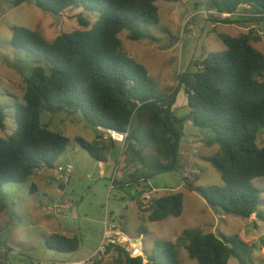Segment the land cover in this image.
Instances as JSON below:
<instances>
[{
    "label": "trees",
    "instance_id": "obj_1",
    "mask_svg": "<svg viewBox=\"0 0 264 264\" xmlns=\"http://www.w3.org/2000/svg\"><path fill=\"white\" fill-rule=\"evenodd\" d=\"M6 1L19 5L25 0ZM157 1L33 0L35 6L54 14L79 5L86 11L77 20L81 28L60 33L53 40L30 28L13 27L12 45L44 57L50 64H37L24 79L23 101L15 108L17 128L9 137H0V210L6 206L1 191L5 184L24 182L40 170L56 168L55 160L66 150L69 137L43 125L41 112L57 113L65 108L78 110L91 125L103 129L91 141L76 137L97 161L106 162L109 153L118 147L108 130L127 133L122 155L130 152L132 162L143 169L128 174L119 185L135 183L138 204L139 196L148 188L143 182L178 167L184 121L174 106L178 90L183 88L188 118L195 126L211 129L219 145L208 160L223 180L221 184L200 186L194 173L192 178L184 176L183 187L197 192L213 208L244 218H264L259 209L264 203V190L256 182L264 179V146L257 143L258 134L264 131V51L254 44L261 39L256 34V23L264 22V16L215 17L216 23L247 22L254 26L237 35L219 33L226 49L195 60L196 69L181 73L178 86L159 96L154 94L155 83L147 67L122 49L119 37L123 29L130 31L132 40L144 37L142 24L160 21ZM204 1L207 9L219 12L249 5L253 12L264 13V0ZM94 16L96 20L89 27ZM4 126L5 112L0 107V128ZM184 197L180 190L159 195L154 190L146 210L149 220L181 215ZM118 222L127 231L125 212L118 216ZM142 230L137 237L146 232ZM182 238L189 256L198 264H228L232 256L246 264L251 253L250 244L239 234L218 235L186 228ZM45 242L59 251H75L81 243L77 235L58 232L49 234ZM176 247L172 240L156 238L151 251L144 248L147 263L142 257H131L118 245H109L106 252L117 260L124 258L128 264H181Z\"/></svg>",
    "mask_w": 264,
    "mask_h": 264
},
{
    "label": "rangeland",
    "instance_id": "obj_2",
    "mask_svg": "<svg viewBox=\"0 0 264 264\" xmlns=\"http://www.w3.org/2000/svg\"><path fill=\"white\" fill-rule=\"evenodd\" d=\"M156 4L160 21L142 24L144 37L132 40L128 29H123L119 37L122 49L147 67L155 83L154 94L159 96L171 93L178 86L181 73L194 71L195 60L202 59L209 52L226 49L219 33L237 35L245 31L241 28L252 25L247 22L216 23L214 16L193 10L194 0L177 3L158 0ZM0 6V107L5 112V126L0 128V137L7 138L17 128L15 108L23 101L24 79L37 64H50L44 57L15 48L11 43L13 27L30 28L47 40H53L60 33L81 28L77 20L86 10L82 5L70 6L54 14L35 6L33 0H25L19 5L0 0ZM95 20L94 16L89 27ZM256 27L262 29L264 22L256 23ZM171 41L174 42L171 44ZM256 42L255 46L264 51V34ZM174 107L177 116L183 117L184 137L191 135V138L182 139L175 170L156 174L143 184L148 186L147 190H155L156 195L169 190L183 191L181 215L168 216L160 221L149 220V213L137 204L138 186L133 182L124 187L119 185L120 181L128 179V174L137 173V169L140 173L143 169L132 162L130 152L122 155L123 146H120L109 153L106 162L97 161L78 144L76 137L91 141L99 128L86 121L76 109L65 108L57 113L42 110L43 125L69 137L66 150L55 160L56 164L69 163L73 171L65 189L55 178V169L40 170L24 182H10L2 187L6 206L0 210V257L12 263L87 258L104 235L105 222H118V216L125 212L127 231L131 236L137 238L142 229L146 230L141 233V241L147 251L154 248L156 238L172 240L177 244L181 264H198L184 246L186 241L182 237L186 228L213 230L218 235L239 234L251 246L246 264H264V218H244L213 208L197 192L183 187L184 176L192 178L194 173L198 176L196 184L200 186L221 184L223 180L208 160L217 153L219 145L214 142L211 129L195 126L188 118L189 108L183 88L178 90ZM192 127L195 133H189L193 131ZM257 143L264 146V131L258 134ZM39 174L43 176L39 177ZM256 182L264 190V179ZM33 183L36 189L32 187ZM66 199L72 200L73 206L63 211L61 204ZM259 207L264 215V203ZM62 230L80 238L77 250L59 251L46 245L49 231ZM97 264L128 263L124 258L117 260L114 254H107ZM228 264L240 262L232 256Z\"/></svg>",
    "mask_w": 264,
    "mask_h": 264
},
{
    "label": "built area",
    "instance_id": "obj_3",
    "mask_svg": "<svg viewBox=\"0 0 264 264\" xmlns=\"http://www.w3.org/2000/svg\"><path fill=\"white\" fill-rule=\"evenodd\" d=\"M185 2V0H184ZM207 14L218 17V18H226L231 16L243 17V16H253L260 17L264 16V13H256L251 10L249 5H241L238 9L233 12H219L216 9H206L204 10ZM257 35H263L264 32L262 30H257ZM108 135L115 140L124 141L127 133L116 132L113 130H108ZM56 176L55 178L61 183L66 184L70 180V175L72 169L66 165L58 164L55 168ZM154 190H146L144 191L138 198V205L140 209L146 211L152 199V192ZM73 206V201L70 199H66L65 202L61 204L63 211L69 209ZM142 236L137 238L131 236L127 231L122 229L121 223L117 221H109L105 222L104 235L101 240V243L98 249L87 258L83 259H73V260H65V261H30L25 263H12L7 260L0 258V264H92L97 259H101L106 256L108 253L107 247L111 244L118 245L123 247L131 257H142L144 263H147V257L144 253V246L141 241Z\"/></svg>",
    "mask_w": 264,
    "mask_h": 264
},
{
    "label": "crops",
    "instance_id": "obj_4",
    "mask_svg": "<svg viewBox=\"0 0 264 264\" xmlns=\"http://www.w3.org/2000/svg\"><path fill=\"white\" fill-rule=\"evenodd\" d=\"M252 26H254V25H251L250 27H252ZM248 28V27H247ZM247 28H241V29H243V30H247ZM257 29H259V27H257ZM260 30H262L263 32H264V27H262V29H260ZM257 43V42H256ZM257 48H259L258 46H257ZM260 49V48H259ZM261 50V49H260ZM263 51V50H262ZM100 129V131L101 130H103L102 128H99ZM191 130H193V131H190L189 133H195V129H194V127H192L191 128ZM99 131V132H100ZM98 132V133H99ZM185 138H191V135H189L188 137H184L183 136V138L182 139H185ZM117 145H118V147L117 148H119L120 146H123V141H119V140H117ZM57 164H62V163H57ZM64 165V164H63ZM66 166H68V167H72L69 163L68 164H66ZM72 169V171H73V168H71ZM36 175H37V173H36ZM40 176L39 177H41V176H43V174L41 175V174H39ZM125 178V177H124ZM123 178V179H124ZM122 179V180H123ZM125 180V179H124ZM32 187L34 188V189H36V184L35 183H33L32 184ZM66 188V184H65V187H64V189ZM63 189V188H62ZM209 210V209H208ZM207 210V211H208ZM213 231V230H212ZM54 232H58V233H61V234H65V235H68V236H73L72 234H68L65 230H62V231H49L48 232V234H51V233H54ZM141 236V235H140ZM243 237V236H242ZM102 238H103V236H102ZM102 238L99 240V241H97L96 242V244H95V246H94V249L91 251V253H90V255H92L97 249H98V247H99V245H100V243H101V240H102ZM89 255V256H90ZM6 259V258H5ZM7 260V259H6Z\"/></svg>",
    "mask_w": 264,
    "mask_h": 264
},
{
    "label": "water",
    "instance_id": "obj_5",
    "mask_svg": "<svg viewBox=\"0 0 264 264\" xmlns=\"http://www.w3.org/2000/svg\"><path fill=\"white\" fill-rule=\"evenodd\" d=\"M206 9H207V7H206V4H205L204 0H194V6H193V10L194 11H204ZM173 42L174 41H171V44ZM61 187L64 189L65 185L61 184Z\"/></svg>",
    "mask_w": 264,
    "mask_h": 264
}]
</instances>
